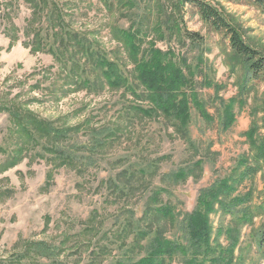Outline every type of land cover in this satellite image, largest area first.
Listing matches in <instances>:
<instances>
[{"label": "rangeland", "instance_id": "374dc122", "mask_svg": "<svg viewBox=\"0 0 264 264\" xmlns=\"http://www.w3.org/2000/svg\"><path fill=\"white\" fill-rule=\"evenodd\" d=\"M49 1L59 6L69 29L87 36L120 65L130 83H137L118 33L129 29L134 10L120 9L117 0L112 4L111 0ZM203 1L222 10L243 39L264 56L263 13L244 0ZM180 16L181 28L199 34L202 45L169 36L162 40L149 33L142 49L152 43L176 54L188 79L182 91L191 111L192 146L166 117L150 120L131 112V105L146 107L147 103L136 101L124 89H110L101 78L89 90L68 85L51 54L28 46L34 38L30 25L46 27L45 20L31 24L29 0H0V100L13 101L58 126L81 127L73 139L78 157L73 165L53 169V162L40 156L19 161L0 152V261L18 260L26 252L33 253L30 248L35 242H45L55 250L62 248L56 251L61 264H88L92 252L104 246L108 250L96 264L112 263L119 253L118 244L109 242V233H115L126 219L125 209L140 216L145 198L118 200L106 183L130 166L145 167L157 160L152 185L167 189L162 200L181 215L193 211L202 190L228 177L238 180L248 168L257 169L234 192L235 196L251 194L248 207L255 213L252 223L242 229L236 257L241 264H264L256 248L257 235L264 229V160L257 161L255 147L264 138V82L250 79L228 41L211 32L191 7L186 6ZM10 127L8 114L0 109V144L7 149L16 139L12 135L9 140ZM90 129L115 132L107 145L92 149L96 138ZM251 130L256 131V144L248 136ZM199 161L202 166L185 182L166 178ZM211 220L216 234L219 226L230 224L231 217L218 210ZM93 225L90 232L87 227ZM225 238L220 237L224 246Z\"/></svg>", "mask_w": 264, "mask_h": 264}, {"label": "trees", "instance_id": "16d2710c", "mask_svg": "<svg viewBox=\"0 0 264 264\" xmlns=\"http://www.w3.org/2000/svg\"><path fill=\"white\" fill-rule=\"evenodd\" d=\"M244 1L264 14V0ZM29 2L32 9L31 24L35 19H44L46 27L35 29L34 24L30 25L29 33L34 38L28 46L34 51L51 54L65 73L68 85L72 84L79 90H89L101 78L110 89H124L136 101L147 103L146 107L131 105V112L150 120L166 117L173 122L175 132L181 134L190 146L193 144L189 134L191 111L187 95L182 91L187 86L188 79L177 64L173 51H162L152 43H149V48L142 49L149 33L162 40L169 36L182 42L202 45L203 38L199 34L181 28V11L189 6L211 32L228 41L232 54L244 65L250 79L253 82H264V56L243 39L240 31L222 10L206 1L117 0L120 9L134 10L133 17L130 16L129 29L118 33L130 63L134 65L135 85L130 83L120 65L108 59L93 41L68 28L63 13L55 2ZM152 16H155V21ZM0 109L8 114L10 120L9 140L12 135L16 138L11 149L0 144V152L11 154V159L19 161L29 156H40L47 162H53V169L73 165L78 159L73 139L81 127L58 126L6 99L0 100ZM231 121L232 119L226 121V127L230 126ZM90 130L91 136L96 138L95 143H91L92 149L107 145L114 136L112 132H115L114 129ZM255 134L256 131L251 130L248 136L256 144ZM255 147L257 161L264 160V138ZM156 162L157 160L145 167L130 166L106 183V187L109 184L118 200L124 201L137 195L145 198L140 216L136 210L125 209L126 219L120 223L115 233H109V242L118 244L119 253L110 264H173L175 261L181 264H241L236 257L240 234L245 225L252 223L255 213L248 207L252 195L235 196L234 192L239 184L258 173V170L248 168L239 175L238 180H234L237 178L235 176L228 177L202 190L193 211L181 215L174 205L162 200L167 189L152 185L157 172ZM201 166L200 161L196 162L192 169L179 170L168 174L166 178L175 183L185 182ZM52 172L48 179L52 177ZM218 210L224 217L230 216L231 222L227 227L219 226L215 234L211 215ZM87 228L92 232L95 226ZM223 235L226 236L225 246L220 242ZM257 236V253L264 256V229ZM31 249H34L33 253L26 252L18 260L0 263L22 264L25 261L26 264H61L58 261L60 255L56 251L61 252L62 248L55 250L45 242H35ZM107 250L104 246L96 253L93 251L91 256L94 258L88 264H96Z\"/></svg>", "mask_w": 264, "mask_h": 264}]
</instances>
